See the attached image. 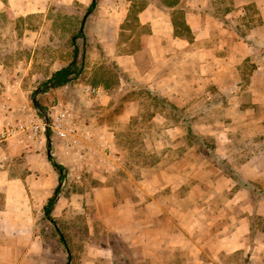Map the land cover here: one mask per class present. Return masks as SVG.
<instances>
[{"label":"crops","instance_id":"0c3cea01","mask_svg":"<svg viewBox=\"0 0 264 264\" xmlns=\"http://www.w3.org/2000/svg\"><path fill=\"white\" fill-rule=\"evenodd\" d=\"M74 1L0 0V9L6 7L14 17H46L53 2ZM170 1L149 0L139 10L140 23L149 29L146 44L136 52L117 50L122 44V24L129 13L127 3L131 5L132 0H98L93 23L97 33L102 32L103 46L114 49L116 63L128 70L141 87L156 90L174 104H192L195 97H203L211 100L210 107L222 104L242 113L243 119L220 121V128L228 131L215 137L222 149L217 158L226 159L235 171L210 163L197 169L199 155L186 152L172 163L152 167L145 173L147 177L139 180L128 171L127 179L135 186L123 187L111 178L102 182L111 175L105 176L100 170L117 171L122 157L113 151V126L96 127L93 122L114 161L98 163L99 168L94 166L97 161L91 166L82 159L80 163L75 152L53 138L51 154L68 168V177L79 172L80 181L88 180L89 186L60 192L52 214L60 227L71 212L83 217L87 213L92 222L90 229L103 225L128 239L137 264H222V256L238 252L249 258V264H264V232L250 239L247 231L252 228V216L243 211L252 206H257L258 212L264 211V195L255 202L251 199L255 185L251 181H264L260 179L264 177V150L240 157L242 162H238V154L229 151L231 129L250 124L264 130V0ZM179 4L183 5L190 36L176 27ZM83 87V104L108 95L105 90L94 101H88L82 94ZM57 99L85 113L82 103L76 104L69 96ZM196 104L199 106V102H193ZM207 121L206 127L213 126L210 119ZM8 147L9 143L0 139V264H49L54 254L45 245L41 224L44 205L58 186L59 174L48 158L47 144L39 152H17ZM239 177L247 183L241 184ZM197 187L210 191L204 201L197 198ZM243 192L249 197L247 205L241 201ZM230 208L231 215L227 216ZM231 224L234 227L229 228ZM113 250L96 247L93 263L87 260L85 264H112ZM57 255L63 256V251H57Z\"/></svg>","mask_w":264,"mask_h":264},{"label":"rangeland","instance_id":"374dc122","mask_svg":"<svg viewBox=\"0 0 264 264\" xmlns=\"http://www.w3.org/2000/svg\"><path fill=\"white\" fill-rule=\"evenodd\" d=\"M92 1L88 0L85 4L77 0L72 3L53 2L46 17L42 15L14 17L6 7L0 9V130L8 115L21 112L22 103L34 104L33 94L36 90L37 99L45 106V110L49 105L56 103L57 97L69 96L76 104L82 103L86 117L94 122L96 127L112 125L116 130L113 151L122 157L121 165L112 173L106 169L100 170L105 176L111 175L102 182H109L111 178V181H118L123 187L135 186L132 180L127 179L128 171L134 175L135 180H139L144 178L145 173H149L152 167L172 163L186 152L199 155L196 157L197 169L211 164L210 166H222L230 172L235 171L226 159L220 158L221 156L217 158L218 150L222 149L216 144L215 137L219 136L220 132L228 131L220 128L222 127L220 121L243 119L242 113L234 111L233 107L224 108L222 104L210 107L208 103L211 100L203 97L193 99V102H199V106L193 105V102L187 105L174 104L166 97L158 95L156 90L141 87L128 70L116 63L112 53L114 49L103 46L102 35L99 34L102 32L97 33L98 30L93 23L98 4L84 23L88 42L84 50L85 66L80 76L68 88L57 90L50 87L42 92L39 90L43 81L47 80L53 71L71 61L73 56L71 37L83 25L82 19ZM148 2L149 0H132L131 5L127 3L129 13L123 21L120 33L122 44L117 49L120 53L139 51L146 44L149 28L148 25L140 23L137 15L139 9ZM179 7L183 8V5L179 4L177 9ZM177 12L183 13V10ZM187 34L189 35L188 32ZM78 41L84 46L82 38ZM140 60L142 62L144 57L141 56ZM87 84H103L108 95L98 102L84 101L83 104L80 99V88ZM46 91L50 92L44 94ZM206 119H210L213 126L206 127L205 123L208 124L209 121L206 122ZM230 131L233 141L230 142L229 151L238 154V162H242L240 157L245 158L254 150H264V130L261 126L254 127L250 124L236 126ZM9 145L8 148L13 151H28L11 143ZM84 161L91 166L96 160L88 157ZM97 164L98 162L94 166L97 167ZM78 173L68 177L67 168V176L61 183V192L68 193L75 188L89 186L88 180L80 181ZM260 179L264 180V177ZM239 180L241 184L247 183L240 177ZM251 183L259 184L254 185L257 190L264 188V181L259 183L255 180ZM209 192L208 188L197 187V198L204 201ZM241 196V201L247 205L248 194L243 192ZM257 196H259L257 193L251 194L252 202L257 201ZM217 198L221 200L222 197L218 195ZM232 209H228L227 216L231 215ZM258 210L257 206L245 207L243 210L245 215L252 216V228L250 232L247 231L250 239L251 235L264 232V211ZM86 212L89 213L88 210ZM88 219L90 218L87 213L83 217L81 213L71 212L66 221L60 224L66 234L68 248L59 241L53 231L46 229L42 233L45 245L54 254L53 261L49 264H85L87 260L93 263L95 258L93 251L96 247L117 250L118 255L111 257L112 264L138 263L125 236L116 235L103 225H95V229L92 230L90 229L92 222ZM232 227L233 224L229 226ZM60 250L63 251V256H55ZM249 261L241 252L222 256V264H249Z\"/></svg>","mask_w":264,"mask_h":264},{"label":"built area","instance_id":"2783aa9c","mask_svg":"<svg viewBox=\"0 0 264 264\" xmlns=\"http://www.w3.org/2000/svg\"><path fill=\"white\" fill-rule=\"evenodd\" d=\"M105 91L102 84H87L82 89L85 100L94 101ZM16 115H8L0 130V139L24 150L40 151L47 144V133L59 139L65 148L82 160L93 157L99 164L114 161L109 145L101 139L81 109L57 99L47 110L22 103Z\"/></svg>","mask_w":264,"mask_h":264},{"label":"trees","instance_id":"16d2710c","mask_svg":"<svg viewBox=\"0 0 264 264\" xmlns=\"http://www.w3.org/2000/svg\"><path fill=\"white\" fill-rule=\"evenodd\" d=\"M170 2L173 4H178L177 3L178 0H171ZM97 4H98V0L92 1L89 7V9H91V12ZM144 6L145 5H143L139 10H141ZM180 9L184 11V8H181V7H179V9L177 10H180ZM174 21H176V27L178 28V30H185L186 32H190V29L186 24V21L184 19V14L182 12H180L179 14L178 12L176 13V17L174 18ZM87 36L88 35H87L86 30L85 29L82 30L81 27H79L76 33L72 35L71 43L73 46V56H72L71 61L63 65L62 67L56 69L55 71H53L51 76L47 80L43 81L41 85V89H40L41 92L45 91L47 88H50V87L71 85L80 76L85 66L84 50L87 47V42H88ZM79 38L83 39L84 46H81L79 44V41H78ZM33 98L36 99L34 102L37 106H39L41 109H45V106L41 104L39 100L37 99L36 90L34 91ZM166 102H169V101H166ZM48 158L50 159V161L52 162V164L54 165L55 169L57 170L59 174V184L55 188L54 193L48 198L47 202L44 205V209H43L44 213L42 217L41 228H42L43 233L46 231V229H49L51 232L53 231V234L58 236L59 241L68 248L69 245L67 242L66 234L61 227H57L58 221L54 219V216L52 214V211L55 207L58 196L60 192L62 191L61 183L67 176V168L63 163L57 161L52 154H50ZM253 193L254 194L257 193L259 195L256 197V199L258 200L260 196L264 195V190L260 191V190H257L256 188H253L252 194ZM113 251L115 253L114 255H118L116 249H114Z\"/></svg>","mask_w":264,"mask_h":264},{"label":"water","instance_id":"95a60500","mask_svg":"<svg viewBox=\"0 0 264 264\" xmlns=\"http://www.w3.org/2000/svg\"><path fill=\"white\" fill-rule=\"evenodd\" d=\"M91 13V9H88V11L85 13L83 19H82V22H83V25L81 26V29L83 30L84 29V23L86 21V18L87 16ZM40 90V89H39ZM36 99L33 98V101H35ZM35 103V102H34ZM47 149H48V153L49 155L51 154V149H52V141H53V138L51 137V135L49 134V132L47 133Z\"/></svg>","mask_w":264,"mask_h":264}]
</instances>
